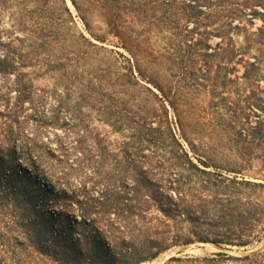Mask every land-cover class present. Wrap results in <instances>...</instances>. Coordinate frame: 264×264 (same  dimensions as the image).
<instances>
[{
    "label": "trees",
    "instance_id": "16d2710c",
    "mask_svg": "<svg viewBox=\"0 0 264 264\" xmlns=\"http://www.w3.org/2000/svg\"><path fill=\"white\" fill-rule=\"evenodd\" d=\"M19 1L25 7L48 0ZM70 1L82 16L86 7L97 10L108 31L131 51L139 74L143 69L126 31L128 18L173 25L189 55L184 62L210 85L213 125L228 136L234 161H264V0ZM213 36L218 40L212 44ZM27 62L28 53L11 35L0 40V136L14 125L25 150H41L38 138L51 129L60 154L55 169L48 168V181L26 174L29 184L0 169V197H23L35 214L25 220V247L50 264H141L176 246H244L261 236L264 226L256 227L264 222V182L245 178V165H210L189 141L200 166L169 125L163 131L153 116L137 117L129 139L111 149L72 113L66 96L33 87L23 71ZM168 102L177 109L176 102ZM213 254L248 261L243 264L264 262V250ZM167 261L213 264L216 259L183 254Z\"/></svg>",
    "mask_w": 264,
    "mask_h": 264
},
{
    "label": "rangeland",
    "instance_id": "374dc122",
    "mask_svg": "<svg viewBox=\"0 0 264 264\" xmlns=\"http://www.w3.org/2000/svg\"><path fill=\"white\" fill-rule=\"evenodd\" d=\"M65 4L70 16L60 0L39 5L28 3L25 7L19 0H0V40L11 35L15 45L28 53L29 62L23 71L36 90H56L66 96L72 113L85 119L89 129L111 149H117L129 139L137 117L153 116V123L159 124L163 131L167 132L169 125L192 161L200 166L189 141L196 145L197 154L204 162L221 167L243 164L245 178L264 182V161H234V154L228 149V136L215 131L209 110L210 85L201 77L196 78L199 72L184 62L189 55L184 45H180L173 25L160 22L148 25L141 18H128L126 31L143 69V74H139L129 59L133 57L131 51L108 31L94 7H86L82 16L70 0H65ZM188 24L191 27L193 23ZM208 40L213 44L218 37ZM169 99L176 102V110ZM24 107V113L28 112L29 104L25 103ZM63 116L69 117V113ZM16 133L14 125L1 133L0 148L6 145L8 149L0 150V169L9 170L29 184L31 179L26 174L48 181L60 155L52 140L53 130L38 138L41 150L33 147L31 151L25 150L22 137ZM260 199L264 202V192ZM34 216L23 197H0V264H50L22 244L26 236L25 220ZM263 223L256 229L263 228ZM259 234V238L244 246L195 242L172 247L141 264H178L167 260L183 254L215 257L213 264L248 263L213 253L243 256L264 250V229Z\"/></svg>",
    "mask_w": 264,
    "mask_h": 264
}]
</instances>
